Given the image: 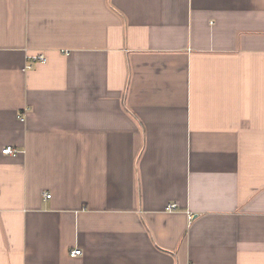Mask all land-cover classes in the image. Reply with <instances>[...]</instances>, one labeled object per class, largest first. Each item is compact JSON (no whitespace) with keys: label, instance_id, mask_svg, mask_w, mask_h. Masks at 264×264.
Instances as JSON below:
<instances>
[{"label":"crops","instance_id":"crops-1","mask_svg":"<svg viewBox=\"0 0 264 264\" xmlns=\"http://www.w3.org/2000/svg\"><path fill=\"white\" fill-rule=\"evenodd\" d=\"M0 264H264V0H0Z\"/></svg>","mask_w":264,"mask_h":264},{"label":"built area","instance_id":"built-area-1","mask_svg":"<svg viewBox=\"0 0 264 264\" xmlns=\"http://www.w3.org/2000/svg\"><path fill=\"white\" fill-rule=\"evenodd\" d=\"M66 52L68 53V51H66ZM31 59L33 62H37V61L45 62L46 61V57L43 54L34 55V56H32ZM32 67L33 66L31 63L27 65V68H29V69ZM16 152H17V150L15 149V147L11 146V145L6 146L2 149V154H4V155H11V154H14ZM46 196L49 198L51 195H46ZM176 208H177V204H175V203H172L168 206L169 210H174ZM70 254L72 257L82 255V249H78V248L73 249Z\"/></svg>","mask_w":264,"mask_h":264}]
</instances>
